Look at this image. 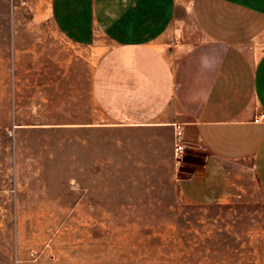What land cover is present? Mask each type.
<instances>
[{
	"label": "crops",
	"instance_id": "0c3cea01",
	"mask_svg": "<svg viewBox=\"0 0 264 264\" xmlns=\"http://www.w3.org/2000/svg\"><path fill=\"white\" fill-rule=\"evenodd\" d=\"M23 3L54 30L38 35L54 47L33 52V87L62 98L63 122L14 126L62 129L78 183L83 169L101 183L110 159L128 177L158 172L197 206L221 201L245 172L264 191V122H254L264 115V0ZM174 126L188 146L178 160Z\"/></svg>",
	"mask_w": 264,
	"mask_h": 264
},
{
	"label": "rangeland",
	"instance_id": "374dc122",
	"mask_svg": "<svg viewBox=\"0 0 264 264\" xmlns=\"http://www.w3.org/2000/svg\"><path fill=\"white\" fill-rule=\"evenodd\" d=\"M31 14L23 0H0V264H264V191L249 172L205 206L156 171L128 177L110 159L101 183L83 169L80 184L62 129L14 126L63 122L62 98L33 87V52L54 47L38 35L54 30Z\"/></svg>",
	"mask_w": 264,
	"mask_h": 264
},
{
	"label": "built area",
	"instance_id": "2783aa9c",
	"mask_svg": "<svg viewBox=\"0 0 264 264\" xmlns=\"http://www.w3.org/2000/svg\"><path fill=\"white\" fill-rule=\"evenodd\" d=\"M254 122H264V115L256 116ZM188 148L187 144L182 140V134L178 126H174L173 131V153L177 158H181L185 153V150Z\"/></svg>",
	"mask_w": 264,
	"mask_h": 264
}]
</instances>
